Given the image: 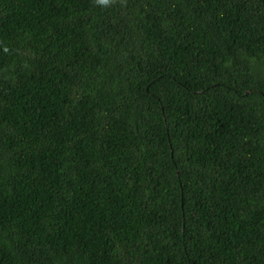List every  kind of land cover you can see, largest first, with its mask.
Returning a JSON list of instances; mask_svg holds the SVG:
<instances>
[{"label": "trees", "instance_id": "obj_1", "mask_svg": "<svg viewBox=\"0 0 264 264\" xmlns=\"http://www.w3.org/2000/svg\"><path fill=\"white\" fill-rule=\"evenodd\" d=\"M0 264H264V0H0Z\"/></svg>", "mask_w": 264, "mask_h": 264}, {"label": "clouds", "instance_id": "obj_2", "mask_svg": "<svg viewBox=\"0 0 264 264\" xmlns=\"http://www.w3.org/2000/svg\"><path fill=\"white\" fill-rule=\"evenodd\" d=\"M99 2L102 3V4H107L108 0H99Z\"/></svg>", "mask_w": 264, "mask_h": 264}]
</instances>
